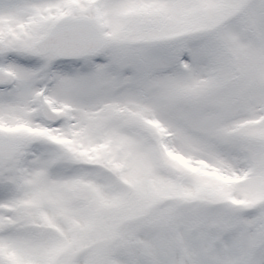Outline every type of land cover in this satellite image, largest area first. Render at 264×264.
Returning <instances> with one entry per match:
<instances>
[{"label":"snow or ice","instance_id":"obj_1","mask_svg":"<svg viewBox=\"0 0 264 264\" xmlns=\"http://www.w3.org/2000/svg\"><path fill=\"white\" fill-rule=\"evenodd\" d=\"M0 264H264V0H0Z\"/></svg>","mask_w":264,"mask_h":264}]
</instances>
